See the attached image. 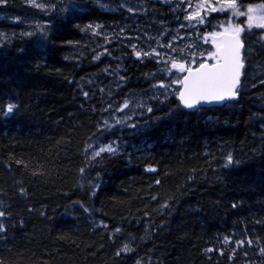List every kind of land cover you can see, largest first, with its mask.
Segmentation results:
<instances>
[{
  "label": "trees",
  "instance_id": "trees-1",
  "mask_svg": "<svg viewBox=\"0 0 264 264\" xmlns=\"http://www.w3.org/2000/svg\"><path fill=\"white\" fill-rule=\"evenodd\" d=\"M73 1L33 33L0 40V264H264V75L249 65L264 64L261 30L239 23L236 100L195 111L156 103L114 129L124 148L90 165L111 102L97 81L117 69L91 25L118 13ZM0 14L1 33L47 13L0 0ZM85 38L97 40L93 52ZM147 64L139 81L160 70Z\"/></svg>",
  "mask_w": 264,
  "mask_h": 264
},
{
  "label": "rangeland",
  "instance_id": "rangeland-1",
  "mask_svg": "<svg viewBox=\"0 0 264 264\" xmlns=\"http://www.w3.org/2000/svg\"><path fill=\"white\" fill-rule=\"evenodd\" d=\"M21 1L35 10L40 8L47 14L42 18L35 15L33 18L21 16L22 29L0 33L5 42L16 35L33 33V28L39 25V20L40 23L46 24L48 13H65L74 8L71 3L73 0H65L66 5L58 8L46 5V0ZM86 1L96 2L100 8L118 13V20L112 24L91 25V31L101 37L103 46L107 47V51L117 62L115 66L117 69L113 70V73L107 72V75L99 77L98 81L94 79L102 83L99 86L107 91L111 102L109 101L105 109L103 121V129H107L106 135L87 146L86 155L90 165L103 156L117 154L121 147L124 148L121 140L113 137L117 126L121 128L128 121L142 116L156 103H163L171 97L177 98L181 88L180 81L188 69L204 62L213 63L218 60L220 33H240L243 27H240L239 23L245 21L247 28L261 30V40L264 41V4L248 5L245 10H241L239 0ZM244 12L246 19L243 16ZM214 13H218L213 16L219 19L220 22L217 24L214 23V19H210ZM0 15H2L0 20H3L5 15ZM93 42L97 40L85 38L80 43L88 48L89 52H93L95 48ZM76 48L81 54H86V51H83L84 47L78 45ZM93 54L95 58V55L98 56L101 52ZM135 60L144 66L148 65L147 60L160 65V70L155 72L160 78L152 83L155 73L149 71L145 78L139 81V77L135 75L145 69L144 66L134 68ZM249 65L252 74L264 75V64H257L250 57ZM144 86L146 87L143 88ZM137 87L138 89H135ZM99 184L100 179H97V182L92 184L93 190H96Z\"/></svg>",
  "mask_w": 264,
  "mask_h": 264
},
{
  "label": "water",
  "instance_id": "water-1",
  "mask_svg": "<svg viewBox=\"0 0 264 264\" xmlns=\"http://www.w3.org/2000/svg\"><path fill=\"white\" fill-rule=\"evenodd\" d=\"M218 37L219 61L187 70L181 80L179 99L186 110L222 106L237 99L244 68L243 44L238 34L221 33Z\"/></svg>",
  "mask_w": 264,
  "mask_h": 264
},
{
  "label": "bare ground",
  "instance_id": "bare-ground-1",
  "mask_svg": "<svg viewBox=\"0 0 264 264\" xmlns=\"http://www.w3.org/2000/svg\"><path fill=\"white\" fill-rule=\"evenodd\" d=\"M61 7V6H60ZM60 9V8H59ZM58 14V13H57ZM0 16H2V15H0ZM3 17H5V16H3ZM30 18H33L34 16H29ZM48 18H50V15H48ZM48 18H46V20H48ZM3 19V18H2ZM20 21H21V19H20ZM20 26V25H19ZM37 26V25H36ZM36 26H34V28L33 29H35V27ZM8 32H9V30H7ZM32 32V31H31ZM29 35V34H28ZM8 36V35H7ZM20 37V36H19ZM8 39V38H7ZM0 40L2 41V42H5V40H3V37H1L0 36ZM241 42H242V40H241ZM242 44H243V42H242ZM243 47H244V45H243ZM241 54H242V61H243V63H244V60H243V49H242V52H241ZM180 91H181V88H180ZM180 91H179V94H178V97H177V99H178V101H179V103H180V106L182 107V105H181V102H180V99H179V97H180ZM237 97H238V95H237ZM233 101V100H232ZM211 107H215V106H211ZM183 108V107H182ZM201 108V107H200ZM200 108H198V109H200ZM184 109V108H183ZM197 109V110H198ZM184 110H186V109H184ZM186 111H190V110H186ZM193 111H195V110H193Z\"/></svg>",
  "mask_w": 264,
  "mask_h": 264
}]
</instances>
